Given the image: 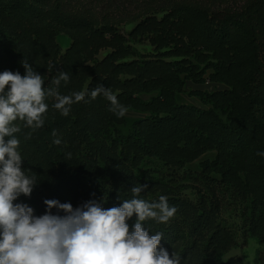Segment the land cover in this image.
I'll list each match as a JSON object with an SVG mask.
<instances>
[{
    "label": "trees",
    "instance_id": "16d2710c",
    "mask_svg": "<svg viewBox=\"0 0 264 264\" xmlns=\"http://www.w3.org/2000/svg\"><path fill=\"white\" fill-rule=\"evenodd\" d=\"M61 35L71 40L65 49ZM23 60L45 88L64 71L70 79L59 93L86 95L67 117L47 98L45 123L34 132L15 122L22 170L37 185L14 203L36 216L46 212L45 199L76 208L103 198L108 209L147 184L139 198L163 195L177 212L143 226L163 233L159 247L181 264H234L225 255L238 230L264 247V156L257 154L264 152V0H0V73L23 76ZM188 82L225 87L190 89L202 107L179 102ZM98 85L116 94L123 117L102 94L91 99ZM131 109L146 116L126 134L120 126ZM208 152L216 155L200 171L187 167ZM183 180L198 186L196 199L183 196ZM227 208L236 225L224 217ZM126 222L133 231L135 214ZM261 259L259 250L256 264Z\"/></svg>",
    "mask_w": 264,
    "mask_h": 264
},
{
    "label": "clouds",
    "instance_id": "9594fccd",
    "mask_svg": "<svg viewBox=\"0 0 264 264\" xmlns=\"http://www.w3.org/2000/svg\"><path fill=\"white\" fill-rule=\"evenodd\" d=\"M21 63L23 76L18 71L0 73V264H181L179 254L172 252L170 257L159 247L163 233L149 235L143 226L149 219L167 223L177 212L163 195L152 203L139 198L147 184H136L131 188L134 198L108 209L102 207L106 202L103 198L76 208L71 203L45 199L46 212L36 216L29 205L14 203L21 195L30 197L37 185L35 176L29 177L22 170L20 140L15 135L21 128L15 122H24L34 132L45 123L47 98H54L52 107L67 117L71 106L84 101L86 95L83 91L59 93L61 82L70 79L64 71H59L51 86L45 88L44 78L26 60ZM53 67L49 64L48 72ZM101 94L118 118L126 114V107L110 88L98 85L91 91V99ZM31 134L25 138L30 139ZM53 143L59 145L61 140ZM257 154L264 156V152ZM53 208L65 214H53ZM134 214L136 222L130 232L126 221Z\"/></svg>",
    "mask_w": 264,
    "mask_h": 264
},
{
    "label": "rangeland",
    "instance_id": "374dc122",
    "mask_svg": "<svg viewBox=\"0 0 264 264\" xmlns=\"http://www.w3.org/2000/svg\"><path fill=\"white\" fill-rule=\"evenodd\" d=\"M60 42L62 43L63 48L65 49L70 43L71 40L68 36L66 35H61L60 36ZM140 48L143 51H148V47L146 45H140ZM106 51H104L102 53L101 56H103L105 54ZM225 85L223 84H215V83H206V84H194L192 82H188L186 89L187 91L183 94H180L178 97L179 102L182 103H187V104H196L199 106L204 107V105L201 103V101L199 100V98L195 97V96H190L188 94L190 89H196V88H201V89H207V90H214L216 88H224ZM151 95L149 94H143V97L145 99H149ZM128 123L127 125H121L120 128L122 129V131L124 133H128L130 130V127L132 125V123L142 117L146 116V113H142L141 111H136V110H129L128 114ZM216 153L215 152H208L206 154H204L201 158H199L197 161L190 163L187 167L190 170L193 171H200V162L202 160H205L207 158H211L213 159L215 157ZM185 182V184H183L182 187V193L183 196L185 197H189L190 199H196V191L198 186H195L194 183L195 182H191V181H187V180H183ZM197 185V184H196ZM224 217L227 219V221L230 224L236 225L237 219L234 217V214H232V208H227L226 212H224ZM238 234H239V238H238V244L233 247L226 255H225V259L237 264V263H243V264H256V260H257V255L259 253L260 250V254L262 257V261L264 263V247H261L258 242L254 239L249 237L247 234H245V232H243L242 230H238Z\"/></svg>",
    "mask_w": 264,
    "mask_h": 264
}]
</instances>
